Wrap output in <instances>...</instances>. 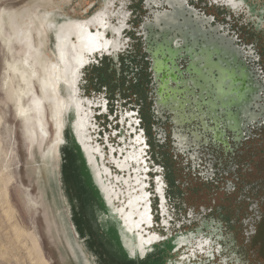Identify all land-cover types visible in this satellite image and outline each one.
<instances>
[{"label": "flooded vegetation", "instance_id": "af4514ba", "mask_svg": "<svg viewBox=\"0 0 264 264\" xmlns=\"http://www.w3.org/2000/svg\"><path fill=\"white\" fill-rule=\"evenodd\" d=\"M174 1L181 4L186 16L193 20L205 21L206 27L220 29L231 42V47L239 54L238 63L249 73L251 83L256 88L255 92L258 93L255 103L253 101L249 108L255 117L244 120L239 127L229 128L223 125L222 121L226 115L222 114L217 120L221 126L215 130L216 122H212L207 116L205 119L207 127L204 128L200 116L206 111L205 103L209 98L203 95L202 100L199 89H195L194 95H188L186 98L192 102L186 105L183 113L192 114V120L186 118L176 124L174 113L158 103L161 81L155 76L152 47L145 27L154 24L153 19L157 14L171 11L165 0H108L105 8L97 11L92 18L68 19L60 27L54 24L56 59L45 67L43 77L37 83L42 99L50 108V117H53L51 119L53 139L56 138V142L52 149L50 165L54 166L52 170L58 168L60 174L63 205L69 210L81 242L87 240L88 244L92 245L97 237L84 228V220L77 214L79 199L74 191L67 188V184L72 182L73 178L75 180L76 173L72 172L70 163L66 165V155L76 160V171L79 172L77 179L81 185L87 184L93 189L88 199H95V203H100L98 196L101 195V189L102 199L111 200L115 216L120 212V204L116 205V201L119 203L124 196L118 191H123V185L113 186L115 183L105 177L106 171L99 168L96 163H99L100 159L102 167L109 169L112 175L118 176L116 177L118 179L119 175H123V181H127L125 180L127 172L116 171L114 165L117 167L131 165L130 184L133 183L132 173L141 170V184L145 190L143 193L150 201V215L147 214L144 219H147L151 226L148 231L154 232L147 233V237L143 236L141 231L136 233L134 230L132 234L139 236L143 242L155 241L158 238L166 241L171 223H180L173 213L177 204L178 208L184 210L183 222H190L198 217L202 220L207 214L208 210L203 206H200L197 214L194 209L187 208L186 202L182 199L184 194L178 189L179 187L184 189L188 184L195 182L201 187L198 186L199 191L212 190L215 194L235 197L234 218L229 217L225 224L228 231H234L235 234L239 232L237 235L241 236L242 242L237 244L234 238L231 241L230 236L224 234L222 225L218 222L213 224L212 229L216 238L221 239L214 238L215 241L211 242L206 239L207 235L202 236L196 244L198 250L177 262L203 264L208 260V264H215L214 252H209L211 249L215 250V246L220 255L219 260L221 257H227V260L232 257L230 259L232 264H245L241 259L243 253L253 255V249L256 248L258 253H261L263 259L261 261L264 262L263 35L254 33L252 29L236 30L231 13L226 16L228 9L243 7V0ZM260 1L264 3V0ZM246 6L249 7L247 4ZM29 31L28 29L24 35L27 40ZM185 58L177 64L179 72L173 74L177 84L191 76L190 60ZM21 69L31 81L35 78L34 67L28 59L22 62ZM141 72L146 74L143 76V85H140L137 92L132 89L135 95L128 92L126 96L129 97H125L124 87L126 85L127 88L130 84L127 79L132 78L136 85ZM128 73H132L131 76H127ZM170 87L176 88L178 93L164 92L163 100L174 95L181 102L186 100L182 85L172 84ZM145 105L150 118V136L143 126L141 115ZM32 107L34 110L43 108L40 99L32 100ZM39 125L42 136L45 137L44 126ZM213 128L214 130H211ZM67 129L69 142L66 140ZM177 135L185 136L187 143L180 144ZM48 151L43 154L44 159ZM133 154L140 155L136 163L128 160ZM86 159L93 163V166L96 165L95 176L98 182L103 181L104 177L107 182L109 181L106 186L99 183L97 187L96 184L94 186L89 167V172L84 170L83 174V162ZM165 159L169 161L171 168ZM175 167H178L183 175L182 182L174 176ZM170 170V175L174 176L173 189L167 180ZM252 177L256 182L250 181ZM105 190L109 192L106 193ZM244 202H247V207L245 210L241 209L243 214L241 213L240 217L239 210L245 205ZM93 210L90 206V214ZM98 212L97 208V214ZM106 217L104 216L105 219ZM119 218L122 219V216ZM169 245L168 242L159 243L150 249L153 252L156 248L165 251ZM180 250L176 252L177 255ZM207 256L214 258L210 259Z\"/></svg>", "mask_w": 264, "mask_h": 264}, {"label": "rangeland", "instance_id": "374dc122", "mask_svg": "<svg viewBox=\"0 0 264 264\" xmlns=\"http://www.w3.org/2000/svg\"><path fill=\"white\" fill-rule=\"evenodd\" d=\"M107 2L108 0H0V264H80L73 256L69 245L73 234L61 198L58 168L55 170L48 168L49 165L47 163L46 166L43 156L51 147L53 126L50 108L42 99L37 82L43 77L42 73L49 62L56 59L54 24L60 27L68 19L92 18L97 11L105 8ZM228 10L226 16L231 13L236 30L252 29L254 33L261 34L264 38L262 12L254 13L246 5L239 9ZM28 29L30 31L29 34L27 33L29 36L27 40L24 35ZM25 59L29 60L36 73L32 82L21 69ZM131 74L128 73L127 76ZM144 75L146 74L141 72L136 85L132 78L127 79L130 84L129 87L126 88V85L124 87L125 97H129L126 96L128 92L131 93L130 95H135L134 92H137L141 84L143 85ZM36 98L40 99L43 108L33 109L32 100ZM141 115L143 126L150 136V118L146 105ZM26 116H29V121L25 120ZM39 124L44 126L45 137L42 136ZM66 140L69 142L68 129ZM69 158L71 156L67 154L66 165L69 164ZM165 160L171 168L169 161ZM170 173L171 170L167 180L171 188L174 176L180 182L184 180L178 167L174 168V176ZM252 175L254 176L255 173ZM250 181L256 182L254 177ZM198 186L197 183L192 182L186 188L178 189L184 194L182 199L186 202L187 208L194 209L197 214L200 206H203L207 208V214L204 220L198 217L193 221L183 222V208H178V204L174 206L173 213L180 223H171L170 233L164 241L170 244L169 248L165 251L158 249L161 254V264H179L177 261L191 256L193 251L198 250L196 244L202 236L207 235L206 239L211 242L214 238L221 239L216 238L212 229L213 224L218 222L222 225L224 234L230 236L231 241L234 238L235 243L242 242L241 236H238L239 232H236L237 235L234 231H228L225 224L229 217L234 218L235 197L215 194L212 190L204 191V189L202 192L199 191L201 187ZM67 188L75 191L73 182L67 184ZM81 192H84L83 188ZM85 200L88 199L84 198L78 202L77 214L84 220V228L93 232L94 236H100L102 228L98 220L97 208L103 211L104 206L93 202L91 220L95 214L97 219L92 220L95 222L91 221L92 225H90L87 223V215L89 216L91 205L88 208L90 202ZM244 204L239 210L240 213L237 212L240 217L241 213L243 214L241 209L245 210L247 207V202ZM111 214L115 216L113 208L109 207V215ZM121 237L125 249L132 251L134 246L131 248L133 243L128 235L121 232ZM215 247V250L209 251L214 252L215 264L233 263L230 260L232 257L228 260L227 257H221L219 260L220 255L217 253V246ZM179 249L181 250L177 255ZM253 250V255L243 253L241 259L245 264H255L256 261L264 264L261 261L263 260L261 253H258L256 248ZM119 256L126 261L121 254ZM203 264H208V260Z\"/></svg>", "mask_w": 264, "mask_h": 264}, {"label": "bare ground", "instance_id": "6f19581e", "mask_svg": "<svg viewBox=\"0 0 264 264\" xmlns=\"http://www.w3.org/2000/svg\"><path fill=\"white\" fill-rule=\"evenodd\" d=\"M165 1L171 8V11L165 14H157L154 19V24L145 27V29L151 31L150 40H152L154 36L158 39L156 40L155 46L152 48L155 76L157 77L162 70L166 71L163 72L164 76L160 79L161 84H159L158 103L163 107L166 106V108L174 113L176 124L186 120V118L192 120V114L186 115L183 113L186 105L192 102L190 99L186 98L188 95H194L195 89H199L200 98L202 100L204 98L203 95L209 98L208 102L205 103L206 111L202 112L200 116L204 128L207 127V123L205 122L207 116L211 118L212 122H216L215 130L218 126H221L220 121L217 120H219V116L222 114L226 115L222 123L229 128L239 127L244 120L253 119L255 115L249 111V108L256 98L254 95L256 88H254L251 83L249 73L238 63L239 54L233 50L231 42L220 36L212 26L206 27L205 21L200 19L193 20L189 16H186L185 10L180 3L174 0ZM242 2H244L243 5L247 4L254 13L261 11L264 14V3L260 0H243ZM156 29H159L160 33L156 32ZM177 55H182L184 59L185 57L190 58V69L192 71L188 79L178 82L179 85L183 86L182 92H184V94L186 93L184 95V99L186 100L183 102L176 99L175 95L172 97L167 96V98H165L166 100H163L162 97V93L164 92L178 93L176 88L170 87V82L174 80L173 74H175L176 69L178 70V62L175 60L176 57H178ZM169 60L174 65L168 66L166 63ZM51 95L53 97L52 93ZM178 115L181 117H178ZM28 117L29 116H26V121H29ZM51 119H53V117H51ZM56 129H58L57 119ZM211 130H214V128ZM176 137L179 139L180 144L187 143V138L185 136L177 135ZM55 142L56 138L53 139L50 145L51 148L48 149V154L44 159L46 161V166L48 163V168L52 169L54 166L50 165L51 161L49 162V160L52 158V149H54ZM139 156V154L130 155L128 160L136 163V159L138 161L140 159ZM130 166L131 165H118V168L122 171H128ZM82 171L84 174V169ZM140 172L141 170H136L132 173V184H130L129 172L125 179L128 183L116 177L113 178L112 182L117 183L121 180L122 183L118 184L126 185L125 192L118 190L124 194V196L121 197L119 201L120 212L117 213L115 219L119 220V216H122L120 221L126 225L127 232L131 234L129 239L133 243L132 246L135 247L136 242H138L140 250H144L150 242H143L139 236L132 234L134 230L139 229L141 223L149 226L148 220L144 219L148 214V210L146 208L147 202L143 193L144 189H142ZM81 176L83 175L81 174ZM101 182L102 181L99 180L100 184ZM112 185L115 186L116 184ZM105 192L108 193L109 191L105 190ZM98 199L100 203H104L105 206V201H108L111 205L110 199H102L101 195L98 196ZM65 211L67 212L69 218L68 223L73 234V239L69 245L73 256L80 264L125 263H122L121 259H119L120 257L116 255L117 251L119 252L118 248L123 246L119 238V229L118 227L111 228L108 220L104 218L102 213H99V222L101 228L104 230L103 234L113 243V246L109 248L110 251L102 242L105 241L102 233L100 234L103 237L101 235L99 237L96 236V242L94 241L92 245H89L85 239L84 243L81 242L68 208L65 207ZM151 242H153V240ZM153 254L154 253H151V255ZM148 256L142 259L146 260ZM151 262L153 263L152 260Z\"/></svg>", "mask_w": 264, "mask_h": 264}, {"label": "water", "instance_id": "95a60500", "mask_svg": "<svg viewBox=\"0 0 264 264\" xmlns=\"http://www.w3.org/2000/svg\"><path fill=\"white\" fill-rule=\"evenodd\" d=\"M154 21V20H153ZM216 31H217V33L220 35V36H222L223 38H225V36L221 33V30L220 29H217V28H214ZM145 30H147V33H146V35H147V37L148 38H151V31L150 30H148V29H145ZM156 32H158V33H160V30L159 29H156ZM160 39V38H159ZM156 40H158L157 38H155V36L152 38V40H150L149 39V41H150V43H151V47L153 48L154 46H155V43H156ZM178 56V55H177ZM182 58H184L182 55H180V56H178V57H176V61L177 62H180L181 60H182ZM186 59V58H185ZM184 60V59H183ZM189 60H190V58H189ZM168 66H170V65H174V64H172L171 62H170V60L169 61H167V63H166ZM163 72H166V71H164V70H162V71H160V73L157 75V77L159 78V80L160 79H162V77L164 76V73ZM175 72H179V69L177 70H175ZM177 81L176 80H172L170 83H171V85L172 84H174L175 86L177 85V83H176ZM255 96H256V98H257V95H258V93H256L255 92V94H254ZM256 98H255V100H254V103H255V101H256ZM66 132H67V130H66ZM71 150V149H70ZM71 160H72V164H71ZM69 163H70V166H71V169H72V172H75L76 174H77V176L79 177V175H78V173H77V171H76V167H77V164H76V160H74L73 158H69ZM84 165H83V169L84 170H86L87 172H89V170H88V167L90 168V175H91V179H94L93 180V184H94V186H95V184H96V186L95 187H97V185H99L100 183L97 181V178H96V176H95V167H96V165H98L99 166V168H101V169H104L105 171H106V175H105V177H107L108 179H110V181H112L113 180V178L114 177H118V176H116V175H112L111 174V172H110V170L109 169H107L106 167H102V164L100 163V159H99V163H96V165L95 166H93V163H91L88 159H86V160H84ZM114 168L116 169V171H119V172H124L125 170H121V169H119L117 166H115L114 165ZM129 169V168H128ZM126 172L128 173L129 172V170L127 171L126 170ZM131 174V173H130ZM130 176V175H129ZM78 177H76L75 176V180L73 179L72 180V182H73V187L75 188V191H74V193L76 194V196L78 197V199H79V201H82V200H84V198H86V199H88V196H89V194L91 195V193L93 192V189L91 188V187H88V186H85V185H80V183H78ZM95 177V178H94ZM104 177V180L101 182V184H104V186H106V184L109 182H107L106 181V178ZM119 178H121V179H124V176L123 175H119ZM127 178V174H126V177H125V179ZM144 179H145V177H144ZM76 183H77V185H76ZM99 183V184H98ZM118 183H122V181L120 180L119 182H117V183H115V184H118ZM78 186V187H77ZM123 187V188H122ZM122 187H120V188H122L123 189V191L125 192L126 191V185L125 184H123V186ZM81 188H83L84 189V192H81ZM90 189L91 190V192L88 190V189ZM94 188V187H93ZM142 189H144V186L142 185ZM145 191V190H144ZM100 192H101V196H102V191H101V189H100ZM103 198V197H102ZM145 199H146V202H147V206H146V208H147V210H148V214L150 215V201H149V197H145ZM90 202V204L88 205V208H89V206L91 205V206H93L94 204H93V202H95V199H88V200H85V202ZM96 203H99V202H96ZM105 204H106V206H105V208H104V212L103 211H100L99 210V212H98V214L99 213H103V215L106 217V215L108 214L109 215V207L111 208L112 206L108 203V201H105ZM116 205H119V203H117L116 202ZM103 206H104V203H103ZM96 207H97V205H96ZM83 209H84V206H83ZM85 210V209H84ZM108 210V211H107ZM89 212H90V210H89ZM92 213H93V211H92ZM91 213V214H92ZM96 213V212H95ZM91 214L89 213V216L87 215V218H88V221H87V223H89L90 225H92L91 224V221L92 220H96L97 219V217H96V214L94 215V216H92L93 218H92V220H91ZM115 217L116 216H112V214H111V216L109 215V217L107 218V220H108V222H109V224H110V226H111V228H115V227H118V229H119V234H120V239H121V241H122V247L120 246V248H118V250H119V254H121V256L122 257H125L126 258V261L123 259V258H121L120 256H119V254H117L116 253V255L118 256V257H120L121 258V261H122V263H124V264H126V263H129V264H161V254H160V252H158V248H156V251L155 252H153L150 248L152 247V246H154V247H156L157 245H159V243H164V239H160V238H158V239H156L155 241H153V242H150L149 243V245L144 249V250H140V248H139V246H138V242H136V244H135V247L133 248L132 247V245H131V248H133V250L132 251H129V250H127V249H125V243L123 242V239H122V237H121V232L123 233V232H125V235L127 236L128 235V237L130 238V236H131V234L129 233V232H127V229H126V225H124L123 223H122V221H120V219L119 220H117V219H115ZM93 222H95V221H92V223ZM120 224V225H119ZM95 226V225H94ZM151 226L149 225V226H146V224H143V223H141L140 225H139V229H137L135 232L136 233H138V231L140 230V229H142V230H140L141 232H142V235L143 236H145V237H147V233L148 234H153L154 232H150V231H148V229L150 228ZM101 232L102 233H104V230L103 229H101ZM104 235V237H103V239L105 240V241H102L103 242V244L106 246V248L107 249H109L108 248V246L110 247V246H113V243L111 242V240L109 239V238H107L106 236H105V234H103ZM98 236V235H97ZM99 237V236H98ZM167 240V239H166ZM134 243H135V241H134ZM117 247H119V246H117ZM103 248V247H102ZM111 248V247H110ZM122 248H124V249H122ZM148 249H149V251H148ZM110 251V250H109ZM151 253H154L153 255H151ZM149 255V256H148ZM146 256H148V258L146 259V260H143V259H145V257ZM143 258V259H142ZM151 260L153 261V263L151 262Z\"/></svg>", "mask_w": 264, "mask_h": 264}]
</instances>
